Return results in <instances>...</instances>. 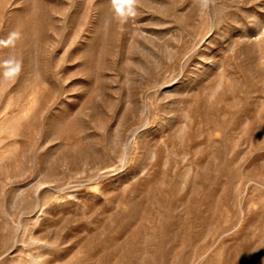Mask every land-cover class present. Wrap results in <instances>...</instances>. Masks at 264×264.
Masks as SVG:
<instances>
[{"label":"rangeland","instance_id":"rangeland-1","mask_svg":"<svg viewBox=\"0 0 264 264\" xmlns=\"http://www.w3.org/2000/svg\"><path fill=\"white\" fill-rule=\"evenodd\" d=\"M0 264H264V0H0Z\"/></svg>","mask_w":264,"mask_h":264},{"label":"snow or ice","instance_id":"snow-or-ice-1","mask_svg":"<svg viewBox=\"0 0 264 264\" xmlns=\"http://www.w3.org/2000/svg\"><path fill=\"white\" fill-rule=\"evenodd\" d=\"M129 2H131V0H129Z\"/></svg>","mask_w":264,"mask_h":264}]
</instances>
